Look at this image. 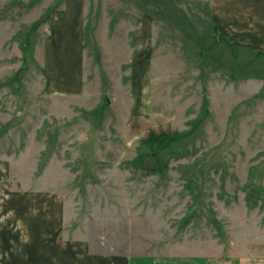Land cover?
<instances>
[{"label":"rangeland","instance_id":"374dc122","mask_svg":"<svg viewBox=\"0 0 264 264\" xmlns=\"http://www.w3.org/2000/svg\"><path fill=\"white\" fill-rule=\"evenodd\" d=\"M84 1L94 99L66 105L36 55L65 0H0V224L39 192L94 250L195 237L264 247V52L216 35L210 0ZM205 97L192 136L159 148L191 129Z\"/></svg>","mask_w":264,"mask_h":264},{"label":"crops","instance_id":"0c3cea01","mask_svg":"<svg viewBox=\"0 0 264 264\" xmlns=\"http://www.w3.org/2000/svg\"><path fill=\"white\" fill-rule=\"evenodd\" d=\"M210 6L216 35L234 45L264 52V0H210ZM48 28L43 59L40 47L36 49L47 94L61 98L66 105L70 97H77L81 104L91 103L94 98L93 83L87 81L85 1L65 0L52 15ZM146 56L141 49L134 66L141 95L149 67ZM46 195L35 192L34 209L29 202V213L19 222L0 224V264H264L263 246L206 237L177 241L156 252L94 250L85 227L75 224L74 217L66 218L63 208L42 206Z\"/></svg>","mask_w":264,"mask_h":264},{"label":"trees","instance_id":"16d2710c","mask_svg":"<svg viewBox=\"0 0 264 264\" xmlns=\"http://www.w3.org/2000/svg\"><path fill=\"white\" fill-rule=\"evenodd\" d=\"M208 107H209V102H208L207 97H205L203 104H202V111H201L200 115L198 116V118L192 121L191 129L189 131H187L186 133L181 134L180 136H178L176 138L164 139L161 143H159V148L160 147L164 148L171 142H177L179 139L180 140L186 139V138L192 136L193 132L197 129V127L205 120V117L207 116V114L209 112ZM255 192H256V190H255ZM249 201L250 200L248 199V202Z\"/></svg>","mask_w":264,"mask_h":264}]
</instances>
